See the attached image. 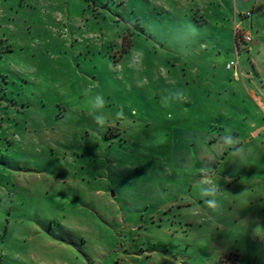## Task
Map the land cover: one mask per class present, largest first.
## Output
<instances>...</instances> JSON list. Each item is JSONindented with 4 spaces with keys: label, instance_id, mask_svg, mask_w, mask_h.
<instances>
[{
    "label": "rangeland",
    "instance_id": "rangeland-1",
    "mask_svg": "<svg viewBox=\"0 0 264 264\" xmlns=\"http://www.w3.org/2000/svg\"><path fill=\"white\" fill-rule=\"evenodd\" d=\"M234 17L0 0V264H264V35Z\"/></svg>",
    "mask_w": 264,
    "mask_h": 264
},
{
    "label": "crops",
    "instance_id": "crops-1",
    "mask_svg": "<svg viewBox=\"0 0 264 264\" xmlns=\"http://www.w3.org/2000/svg\"><path fill=\"white\" fill-rule=\"evenodd\" d=\"M232 3L235 14L234 18L236 20H237V15L243 18L245 17V15H243L244 12L246 11L250 12V16L248 18L250 19L251 22L250 25L254 26V41L261 39L260 36L264 35V0H232ZM236 24L242 26L243 22L240 23V21H237ZM243 72L244 71H242V73ZM244 76L248 77V73L244 72ZM254 98L258 100L261 103V105H263L262 102L260 101V97L255 95V93H254Z\"/></svg>",
    "mask_w": 264,
    "mask_h": 264
},
{
    "label": "built area",
    "instance_id": "built-area-1",
    "mask_svg": "<svg viewBox=\"0 0 264 264\" xmlns=\"http://www.w3.org/2000/svg\"><path fill=\"white\" fill-rule=\"evenodd\" d=\"M246 17L250 16V12L244 13ZM252 40V36L249 30L241 29L237 24L234 26V42H235V59H230L226 62L225 67L233 71L236 78L242 76V71L238 62V53L240 51V44H247Z\"/></svg>",
    "mask_w": 264,
    "mask_h": 264
},
{
    "label": "clouds",
    "instance_id": "clouds-1",
    "mask_svg": "<svg viewBox=\"0 0 264 264\" xmlns=\"http://www.w3.org/2000/svg\"><path fill=\"white\" fill-rule=\"evenodd\" d=\"M94 105H95V110H96V111H99L100 109H102L103 106H104L103 98H102V97H99V96L96 97V98H95V101H94ZM96 119H97V122H98V123H103V119H102V117L97 116ZM204 191L207 192V191H209V190H208V189H204ZM206 202H207V204L209 205V207H216V202H215L214 200L209 199V200L206 201Z\"/></svg>",
    "mask_w": 264,
    "mask_h": 264
}]
</instances>
